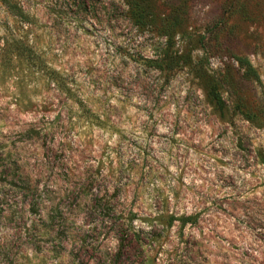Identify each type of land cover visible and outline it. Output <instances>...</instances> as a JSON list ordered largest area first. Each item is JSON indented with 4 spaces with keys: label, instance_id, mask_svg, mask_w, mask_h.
Listing matches in <instances>:
<instances>
[{
    "label": "rangeland",
    "instance_id": "374dc122",
    "mask_svg": "<svg viewBox=\"0 0 264 264\" xmlns=\"http://www.w3.org/2000/svg\"><path fill=\"white\" fill-rule=\"evenodd\" d=\"M263 107L264 0H0V264H264Z\"/></svg>",
    "mask_w": 264,
    "mask_h": 264
},
{
    "label": "trees",
    "instance_id": "16d2710c",
    "mask_svg": "<svg viewBox=\"0 0 264 264\" xmlns=\"http://www.w3.org/2000/svg\"><path fill=\"white\" fill-rule=\"evenodd\" d=\"M133 13H134V17L137 20H144L147 18V10L143 7V6H136L133 7ZM138 22L139 25L143 26L145 25L143 22ZM181 27V22H176L173 21L171 22L169 25L166 26L164 33L166 35H170L173 36V34H175L179 28ZM168 29V30H167ZM237 60L239 61V63L241 64V67L244 70V75L246 76H253L255 78H257L259 80V76L256 73L254 67L252 66L251 62L246 59V58H241L238 57ZM195 77L199 79L201 85L203 86L207 99L208 101L212 104V106L221 114V115H226L227 112L229 111L228 105L226 100L224 99L220 88H219V82L216 80V78L211 74V72L209 71V69L205 66V64L203 63V61H201L199 63V65L196 66L195 68ZM254 108L250 107V112L252 113V110ZM264 109V107H263ZM256 111V110H253ZM261 111V110H260ZM243 115L247 116L249 119H253L254 117L258 118L257 116H255L253 114H249L247 112H242ZM256 113V112H255ZM196 215H190V216H170V222L169 225H172V223L176 220L181 221V226H185L187 223L192 222L195 223L196 222Z\"/></svg>",
    "mask_w": 264,
    "mask_h": 264
}]
</instances>
